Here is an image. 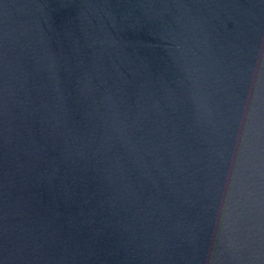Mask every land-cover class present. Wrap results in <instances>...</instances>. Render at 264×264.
Listing matches in <instances>:
<instances>
[{"label":"water","instance_id":"water-1","mask_svg":"<svg viewBox=\"0 0 264 264\" xmlns=\"http://www.w3.org/2000/svg\"><path fill=\"white\" fill-rule=\"evenodd\" d=\"M0 264H264V0H0Z\"/></svg>","mask_w":264,"mask_h":264}]
</instances>
